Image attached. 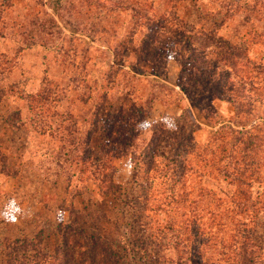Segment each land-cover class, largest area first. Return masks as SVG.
I'll return each mask as SVG.
<instances>
[{"label": "rangeland", "instance_id": "rangeland-1", "mask_svg": "<svg viewBox=\"0 0 264 264\" xmlns=\"http://www.w3.org/2000/svg\"><path fill=\"white\" fill-rule=\"evenodd\" d=\"M210 68L245 81L237 102L264 118L247 98L264 95V0H0V264L16 239L53 254L73 218L126 264H142V245L176 264H264L256 160L220 173L191 158L203 171L187 176L177 206L161 199L171 189L167 147L139 149L160 126L204 144L232 123L233 105L204 77ZM183 86L209 92H193L198 107ZM120 109L129 113L121 124ZM108 135L115 145L135 135L126 143L138 147L106 158L113 185L102 188L92 171Z\"/></svg>", "mask_w": 264, "mask_h": 264}, {"label": "trees", "instance_id": "trees-1", "mask_svg": "<svg viewBox=\"0 0 264 264\" xmlns=\"http://www.w3.org/2000/svg\"><path fill=\"white\" fill-rule=\"evenodd\" d=\"M202 33L203 32H194L193 35L204 37V34ZM204 38L208 42L211 37L206 35ZM211 39L213 40V38ZM207 42L204 44L206 45ZM201 45L202 44L200 43L198 47H201ZM224 45H226V43ZM234 49V47L232 48V46L227 43V54L235 56V54H233ZM197 74L202 77V74H204L203 70H199ZM204 75V77L208 78V81H211L218 86L220 94L233 105L234 116L232 123L229 121L222 122L217 128L215 134H213L204 144L196 143L190 132H181V130L169 131L164 128V126H160L158 132L152 134L148 142L145 143V146H140L139 148L144 153L145 150H149V153L153 155L155 151H158V147L162 143L165 145L164 147H167L169 151V159H165L166 163L164 167L166 169H168L167 167H170L171 170V176L169 178L171 189L165 194V196L162 197L161 195V199L166 203L175 204L177 206L179 203H185L188 200L190 192L187 176L195 172L200 173L203 171L199 170L196 165L193 166V160L191 158L203 163L205 167L214 166V169L220 173L222 171L225 173V170L223 169L226 168H230L231 170L240 173L242 171L240 169V163L243 159H247L249 163H254L256 160L257 167L254 168V171H260V169L264 171V166H262L264 165V149L261 147V144H264V118L259 120V117H254L252 112H248V110H245L244 106H240L237 102L240 98L238 96L240 94L239 89L244 88L243 84L245 81L237 80L236 83L227 80L224 82V79L223 81L220 80L221 76L217 77L212 68H210V76H208V74L207 76L206 74ZM215 78H217V80ZM196 81L198 82V80ZM248 81L250 83V80ZM218 83H221L220 86ZM233 88L236 89V91ZM193 89L194 90L191 91L188 87H181V90L184 91L192 103L199 107V98L197 99L193 92L196 93L197 91H200L201 93H206L209 92V90L208 88L205 89V87L199 88L196 86H194ZM247 95L244 96L242 94V97H247L250 100L249 106L253 105V102H257L259 105L264 106L263 94L259 99H257L258 97L253 98V94L251 93L247 92ZM214 97L216 96L212 95L209 99ZM127 114H129L127 110L120 109V111H118V118L116 120L119 119V124L123 121L125 122ZM246 114L251 115L252 118L254 117L252 119L254 121L253 123L248 124L241 121V118H244ZM120 120L122 121L120 122ZM247 125H249V127H247ZM126 132L127 130L124 128L123 135ZM118 134L121 135L120 132H118ZM135 137L137 136L132 135L126 139V141H120L122 144L115 145L113 137L108 135L106 141L102 143V156L97 160L92 171L94 177L98 180V183L102 188L113 185L110 181L109 184H105L107 178L106 174L104 175V169L107 167L106 158L110 157L111 153H113L112 157L117 154L124 155L125 153H129L127 150L130 149L129 147L133 150L137 149L138 145L133 146L132 143H126L127 141H130L129 139H134ZM152 148L154 150H152ZM222 160H224L223 162L225 163L227 162L228 165L220 164ZM258 161L261 164H259ZM158 166L159 164L155 163L153 159L152 162L148 164V169L156 173V171H160L161 169H159ZM246 169L247 167L243 170ZM98 175L101 177L99 178ZM175 183H178V186L176 189H172ZM199 192L201 194V189ZM179 213L182 214L183 211H180ZM76 223V219L73 218L72 224L70 223L66 226V230L63 231L62 243L57 247L53 254L40 252L37 241L30 242L25 239H16L7 246L8 249L4 254L3 264H126L127 259L121 254L115 252L111 248V243L106 240L104 241V238L99 234L85 235L77 228ZM169 228L172 230L171 225H169ZM139 249L140 256L138 259L142 264H176L174 257H164L155 249L152 252H148L145 245L140 246Z\"/></svg>", "mask_w": 264, "mask_h": 264}]
</instances>
